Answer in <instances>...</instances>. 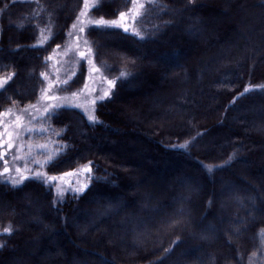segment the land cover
Masks as SVG:
<instances>
[{
  "label": "trees",
  "instance_id": "1",
  "mask_svg": "<svg viewBox=\"0 0 264 264\" xmlns=\"http://www.w3.org/2000/svg\"><path fill=\"white\" fill-rule=\"evenodd\" d=\"M82 1L0 0V114L37 99ZM97 4L115 19L131 0ZM139 22L86 28L94 60L126 75L95 122L62 106L31 136L40 172L90 167L88 188L57 201L50 182L0 181V264H262L264 0H153Z\"/></svg>",
  "mask_w": 264,
  "mask_h": 264
},
{
  "label": "rangeland",
  "instance_id": "2",
  "mask_svg": "<svg viewBox=\"0 0 264 264\" xmlns=\"http://www.w3.org/2000/svg\"><path fill=\"white\" fill-rule=\"evenodd\" d=\"M98 0H89L90 3H97ZM153 0H140L141 3L146 4L152 2ZM84 2L82 1V6L73 22L77 26L73 28L71 25L68 34L67 40L63 46L55 48L48 56V67L43 72L44 84L40 89L37 99L24 107L19 109L7 108L5 111L10 110V114L7 116H0V133H3L5 129L13 133V147L11 149L7 148V145L0 146V152H4L5 155L1 159L2 163L0 164V172H2L4 167V160L9 162V167L12 170V175L15 176V167H24L25 162H27V167L31 170L28 175H32L34 172H40L37 169V166L43 162V157L40 154L41 152H47L45 150L46 145L43 143L33 142L34 131L39 130V127L36 125V120L44 116V107L49 104H58L60 106L75 107L80 109L89 120L90 115H94L95 105L91 104L92 99L96 101L101 100L100 97L103 95L104 91H109L111 93L113 87H109L107 80L115 81L116 78L122 77L121 73H126L125 70H121L118 75L110 76L107 73V66L103 63H97L93 58V52L91 49V58L98 72H92L91 67L87 60H84L80 57L79 52L84 51L88 53V47L84 45L86 38V28L91 25H88L86 18H81L85 22L84 32H80L79 28L81 26L78 17H80L81 11L84 9ZM132 8V2L130 8L125 12L129 13V10ZM143 9L141 10V14ZM141 16V15H140ZM140 16H137L134 21H127L129 26V32L138 31L140 36L145 33L146 26L139 22ZM89 17L93 19H100L92 17L89 12ZM119 15L117 18L118 19ZM105 19V18H104ZM105 20H114V19H105ZM37 39V45H41L46 40V33H40ZM79 37V39H78ZM88 46L89 43H88ZM91 47V46H90ZM83 62L86 66V76L85 81L81 87L72 91H62L60 86L64 85L63 81H69L77 71L78 65ZM85 84L88 85V88H85ZM51 85V87H49ZM251 88V87H247ZM42 93H46L49 96L55 97V99L48 100L44 99ZM73 93H78L77 96H73ZM104 99V98H103ZM79 105V106H77ZM35 106V107H33ZM17 117H19V122L17 123ZM91 121V120H90ZM30 137H28V136ZM3 139H8L7 135ZM22 146V147H21ZM44 146V147H41ZM47 149V148H46ZM14 156H23L24 160H13ZM39 161V163H36ZM70 173V172H69ZM75 175L65 177L64 180L58 179L55 182H50L54 185L55 198L57 201H61L65 194L70 192L77 194L79 192H74L71 189L77 188L83 184H87L90 177V173H85L83 170L77 171ZM59 175L57 177H60ZM0 181H8L11 183V180L7 176H0ZM65 181L70 182L66 183ZM77 181L79 183H77ZM61 187L64 190V196L60 199L57 198V187ZM262 241H263V253H262V264H264V231L262 232Z\"/></svg>",
  "mask_w": 264,
  "mask_h": 264
},
{
  "label": "snow or ice",
  "instance_id": "3",
  "mask_svg": "<svg viewBox=\"0 0 264 264\" xmlns=\"http://www.w3.org/2000/svg\"><path fill=\"white\" fill-rule=\"evenodd\" d=\"M132 2V8L129 10V13H125V12H120L119 13V18L118 19H114V20H105L103 17H101L100 19H93L91 17H89V12L91 11V9L93 8H98L99 5L97 3H90L89 0H85L84 2V9L81 11L80 13V17H78V21H80V28H79V31L80 32H84L85 30V22L83 19L81 18H86L87 19V23L88 25H91L93 27H96V28H101V29H108V28H122L124 32H129V26H128V23L127 21L129 20H132L134 21L135 18L137 16H140L141 15V10L144 9V4L140 2V0H131ZM77 25L76 24H73V28H75ZM134 34L139 36L140 33L138 31H135L134 30ZM143 38V37H141ZM79 39V37H78ZM84 45L86 47H88V53L86 54L84 51H80L79 52V55L82 59L84 60H87V62L92 65L91 67V71L92 72H98L99 69H97L93 63V60L91 58V47L88 46V41L85 40L84 41ZM60 46L57 45V48H59ZM43 75V74H42ZM126 73H121V76H125ZM11 76L9 77H6V78H3V79H0V89H3L5 87V85L8 83L9 80H11ZM62 83H67V81H63ZM107 83L109 85V87H114L115 86V81L113 80H107ZM51 87V85L49 86ZM85 88L87 89L88 88V85L85 84ZM251 91V89L249 88H246L245 89V93ZM109 91H104L103 95L100 97V99H103V98H106L109 96ZM73 96H77L78 93H73L72 94ZM243 95V94H242ZM42 96L44 99H48V100H52V99H55V97H52V96H49L47 95L46 93H42ZM96 99H92L91 100V104L94 106L96 104ZM79 106V105H77ZM35 107V106H33ZM58 107H62L58 104H49V105H46L44 107V112L45 113H50V112H54ZM10 114V110L8 112H5L3 114H0V115H4V116H7ZM89 120L95 122L96 120V117L94 115H90L89 116ZM19 122V117H17V123ZM7 135L8 139H3V137ZM3 145H7V148L8 149H11L13 147V133L12 132H9L7 130V128L5 129V131L3 133H0V146H3ZM22 147V146H21ZM41 147H44V146H41ZM181 148H186L187 147V144L185 145H181L180 146ZM5 153L4 152H0V159H3ZM25 158L23 156H14L13 157V160H24ZM49 160H51V157H49ZM231 160V158H230ZM36 163H39V161H36ZM47 163V161L45 162ZM230 166V164H229ZM15 176L12 175V170L10 169L9 167V162L7 160H4V167H3V170L2 172H0V176H7L10 180H11V184L13 187H17V186H20L23 184L24 181L28 180V179H31V178H35L37 180H40L42 182H55L57 181L58 179L60 180H64L65 177H68V176H72V175H75L74 173H64L62 176L60 177H57V176H48L47 173H44V172H34L32 173V175H28V173L31 171L28 167H27V162H25V165L24 167H15ZM83 171L85 173H90L91 172V168L88 167V168H85L83 169ZM209 172L213 171L212 168H209L208 169ZM66 183H69V186H70V182L68 181H65ZM77 183H79L77 181ZM88 188V184H83L77 188H74V189H71L72 191L74 192H82L84 191L85 189ZM64 190L61 188V187H57V198L60 199L64 196ZM11 229H5V232L7 233H11ZM3 245H0V248H2Z\"/></svg>",
  "mask_w": 264,
  "mask_h": 264
},
{
  "label": "water",
  "instance_id": "4",
  "mask_svg": "<svg viewBox=\"0 0 264 264\" xmlns=\"http://www.w3.org/2000/svg\"><path fill=\"white\" fill-rule=\"evenodd\" d=\"M65 173H69V172H65Z\"/></svg>",
  "mask_w": 264,
  "mask_h": 264
}]
</instances>
